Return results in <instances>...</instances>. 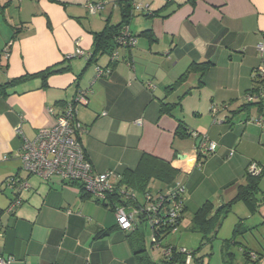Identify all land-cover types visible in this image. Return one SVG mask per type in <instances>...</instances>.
Masks as SVG:
<instances>
[{
    "label": "crops",
    "instance_id": "0c3cea01",
    "mask_svg": "<svg viewBox=\"0 0 264 264\" xmlns=\"http://www.w3.org/2000/svg\"><path fill=\"white\" fill-rule=\"evenodd\" d=\"M90 4H101L102 9L91 14ZM133 5H142L146 12ZM128 6L127 26L135 46L116 48L114 61L103 54L88 63L85 56L92 52L94 34L106 25H119ZM258 43L264 45V0H0V85L54 66L67 68L45 81L28 78L0 97L1 182L16 175L28 183L12 213L6 209L13 190L8 189L6 204L0 206V257L11 259V264H136L127 234L118 229L110 207L83 196L79 185L58 177L44 182L21 170L17 153L23 139L31 141L40 129L51 127L54 121L47 109L60 113L78 90L89 93L76 120L84 130L81 144L97 173L134 169L143 153L178 168L183 166L177 157L186 154L185 145L193 141L195 146L201 135L207 136L216 143L214 154L203 165L197 154L186 180L177 178L172 185L183 186L187 211L211 201H195L190 193L207 167H224L223 183L230 185L241 183L250 164L261 170L264 108L253 105L239 111L252 87V70L264 67ZM78 51L84 56L66 59ZM204 63L209 66L201 86L195 72L168 90L190 65ZM97 67L108 72L96 77ZM177 102L170 114H160L161 103ZM185 110L199 119L194 125L187 122ZM253 112L262 116V123L249 128L243 124ZM203 116L207 124L200 120ZM178 120L191 137L175 135ZM259 187V198L264 199V174ZM254 216H259L255 225L264 228V202Z\"/></svg>",
    "mask_w": 264,
    "mask_h": 264
},
{
    "label": "built area",
    "instance_id": "2783aa9c",
    "mask_svg": "<svg viewBox=\"0 0 264 264\" xmlns=\"http://www.w3.org/2000/svg\"><path fill=\"white\" fill-rule=\"evenodd\" d=\"M136 9L146 12L142 5L135 6ZM88 11L91 14L102 9L101 4L88 5ZM116 47L126 49L133 48L136 43V38L130 33L128 26L122 27L119 35L115 38ZM256 51L259 56L264 58V45L258 43ZM84 54L78 51L75 55L67 56L66 59L72 57H83ZM87 59L88 56H85ZM117 59L116 50L111 55V60ZM108 72V71H107ZM103 74L98 67L96 68V77ZM251 80L254 81L256 87L252 92L244 95L246 103H264V67L255 68L251 72ZM88 91L78 90L64 109L60 113H55L53 108L47 109V113L53 118V125L49 128L40 129L35 138L31 141L23 139V144L17 157L21 163V170L29 177H37L40 180L47 182L53 177H58L62 183L76 184L83 188L84 192L92 197L95 201L109 204V196L114 192H118L126 203H131L137 198L136 193L132 190H125L123 187H118L120 182V174L113 171L105 173H97L93 170L84 148L80 141V134L84 131L80 123L76 120L77 111L79 108L86 107L88 104ZM211 112L215 115L216 108H212ZM251 122L260 125L262 116L257 120L252 119ZM140 124V121H137ZM19 133V130L16 132ZM196 137L198 135H195ZM198 144L197 152L200 158H206L214 154L216 151V143L208 139L207 136L201 135ZM233 152L229 153V157ZM249 173L256 175L260 173L255 164H250ZM5 187L16 192L15 197L11 200L6 209V213H12L15 208L20 205L22 199L20 194L28 189V183L25 179L18 176H11L5 181ZM166 190V191H165ZM162 191V195H158L160 200L157 202L155 197H143L140 203L141 208L137 210L134 207L127 206L124 202L117 203L114 206L113 213L116 219V225L121 231H129L133 229L134 221L137 215H144L147 222L151 225L154 221L151 218L153 213L164 212L163 206H169L167 212L168 217L175 218L177 215V204L175 201L174 192L183 193V186L177 183L176 186H170ZM164 196V200L162 199ZM151 199V200H150ZM165 204V205H164ZM1 226V225H0ZM1 236V234H0ZM182 251H185L182 249ZM169 249H164L163 255H168ZM251 259H256L254 254H251ZM9 258L0 257V264H11ZM185 264H191V257L186 256Z\"/></svg>",
    "mask_w": 264,
    "mask_h": 264
},
{
    "label": "trees",
    "instance_id": "16d2710c",
    "mask_svg": "<svg viewBox=\"0 0 264 264\" xmlns=\"http://www.w3.org/2000/svg\"><path fill=\"white\" fill-rule=\"evenodd\" d=\"M53 1V0H52ZM156 14V13H155ZM152 15V14H151ZM131 18L130 7H124L122 10V22L119 25H106L105 28L99 32L94 34L93 36V46L92 52L89 57L86 59L88 63L94 62V60L103 54L112 55V53L116 50V42L115 38L119 35L120 30L122 27L128 25V21ZM147 33V32H146ZM209 64H195L190 65L184 75L175 83L174 86L178 85L180 82L184 81L187 76L192 72H198L200 74L198 87L201 86L202 81L201 78L204 72L207 70ZM103 73L108 70H103L98 67ZM67 68H57L51 67L48 68L40 73L24 76L16 79H12L4 84L0 85V97H6L8 95V90L17 86L19 83L27 80L28 78L33 77H40L43 81L52 74H57L66 71ZM174 86H170L168 90L170 91ZM256 87L254 86V81L252 80V87L246 93L252 92ZM88 90V89H87ZM75 95V94H74ZM72 99V98H71ZM244 100V97H243ZM68 103V102H67ZM66 105V104H65ZM180 105V102L175 104H167L161 103L160 105V114H170L177 106ZM253 105L258 107V110L264 108V103H246L243 101L242 106L239 108V111H243L245 109H249ZM212 109V108H211ZM175 135L179 138H186L191 137L192 134L188 131L186 125L181 121H177V128L175 131ZM85 152V151H84ZM87 157V156H86ZM204 159V158H202ZM198 154L199 163L202 160ZM264 174V167L261 168L260 173L258 175H252L247 170L243 176V183L237 186L236 192L234 196L223 206L214 213V206L211 201H205L202 203L194 212L191 219V224L189 230L192 232H198L201 234V237L204 240L211 241L213 240L218 230L225 219L227 213L229 212L231 206L234 203L241 202L244 204L246 209L248 210L249 214H254L257 212L261 203L264 202V199L259 198L260 195V182L262 176ZM16 176V175H14ZM179 176V169L175 167L171 162L164 161L160 158L154 157L152 155L143 153L140 156V159L137 163V166L134 169H127L122 174H120V182L118 183V187H123L125 190H132L134 193L140 194L142 197L134 199L131 203H126L123 198L119 195L118 192H114L112 195L109 196L110 202L109 204H105L99 201H96L99 204H102L105 207H110L111 210L114 209V206L117 203L124 202L125 205L131 206L139 210L141 208L140 203L143 200V197H149L157 199V202L160 200L158 195H162V191L160 190L155 194L152 195L150 190H148V185L150 181L156 180L163 184L165 189H168ZM5 184V182H4ZM81 193L83 196L90 197L86 194L81 186H79ZM16 195V192L13 191ZM175 201L177 204V215L175 218L168 217V210L169 206H163L164 212H157L151 215L152 220L154 221L151 225L145 219V216L140 214L137 215L134 221V226L132 230L123 231L127 234V241L135 258L136 264H153L150 260L147 251L143 245V234L140 231L143 225L149 226L151 237L153 242H158L162 240L167 234L171 231L175 230L180 226L181 220L183 218L184 213L186 212L185 204L182 200L181 194L177 193V190L174 192ZM15 197V196H14ZM13 197V198H14ZM164 200V196H162ZM151 200V199H150ZM165 205V204H164ZM214 213V214H213ZM1 214V213H0ZM246 229L243 226V219L239 218L238 222L235 224L232 236L230 239L224 240L221 246V258L223 264H231L234 258V254L230 252V247L237 245L236 237L242 235L246 232ZM239 245V244H238ZM169 249L168 255H163V258L160 260L158 264H185L186 256L189 254L191 257V264H201V258L197 255V250H185L177 249L175 247H165ZM242 254L244 256V260L246 262L252 261L254 264L259 260H262L264 256H260L257 253L250 252L248 249L241 247ZM251 254L256 256V259H251Z\"/></svg>",
    "mask_w": 264,
    "mask_h": 264
},
{
    "label": "rangeland",
    "instance_id": "374dc122",
    "mask_svg": "<svg viewBox=\"0 0 264 264\" xmlns=\"http://www.w3.org/2000/svg\"><path fill=\"white\" fill-rule=\"evenodd\" d=\"M191 74H194V72L190 73L189 75ZM182 82H180L176 86H174L175 85L174 83L172 85L174 86L172 90L176 88L177 86H179ZM183 114L185 115V118L190 125H194L197 122V120H199V119L195 120L191 118L190 110L183 111ZM252 116L253 117H249L248 120L243 125L247 124L249 128L257 125L255 124V122H251L252 119L257 120L258 118L255 112L252 113ZM206 119L207 117L203 116L201 117L200 120L204 124H207ZM247 143H245V145ZM250 144H251V147L254 148L253 143H250ZM185 148H187L186 154L185 155L179 154V156L177 157V158L181 157L180 160L178 159L177 160L179 162H182L183 164V166L178 167L179 168L178 178L182 179L183 181L186 180V178L190 174V170L193 169V164L191 162L197 158V154H198L197 149H195L194 147L193 141H189L185 145ZM209 156H207L206 158H208ZM191 157H193L194 159H189ZM204 159L201 160V165L204 164L203 163L205 162ZM212 169L213 170L207 167L206 172L204 173L202 178L196 182L195 189L191 190L190 193H192V197L195 199V201L201 200L203 202L204 198H209L214 206V213H215L217 209L222 207L223 204L228 202L234 196L237 186L243 183V179L241 181L239 180L241 182L240 184L238 183L239 181H237L235 183V184L238 183L237 185L226 184V183H223L224 177L221 175L224 172L225 168L222 166H219L218 164L217 165L213 164ZM249 169H250V165L247 166L248 172H249ZM2 178L3 176L0 178V206L1 207L6 204V197H8L10 193L8 188L5 187V184L1 182ZM148 190H150L152 195L155 196V194L159 192L160 190L164 191L165 187L159 181L152 180L150 181L148 185ZM184 193L185 195H188L186 194V190ZM187 193L189 192L187 191ZM136 196L140 198L141 200L142 197L140 196V194L136 193ZM195 210H196V207H188L187 211L183 215L180 226L176 228L175 230L171 231L162 240L158 242H153L149 226L143 225L141 227L140 231L143 234V245L145 247V250L147 251V254L152 260L153 264H158L160 262V260L163 258V251L165 247H168V246L175 247L177 249L188 250V251L197 250V255L198 257L201 258V261H202L201 264H223L222 258H221L222 242L224 240L231 238L233 228L235 224L238 222L239 217L243 218V226L248 230L244 232L242 235H239L236 237L235 241L237 245L230 247V252L234 254V258L231 264H254L252 261L246 262L244 260L241 247H244L248 250L260 252L261 255H264V252H263L264 250V228L263 226L261 227V226L255 225L256 220L259 218V216L257 217L254 216L255 218H252V215L248 213V210L246 209L244 204H242L241 202L234 203L231 206L229 212L227 213L225 219L223 220L218 230L216 237L211 241L204 240L201 237L200 233L192 232L189 230L193 212ZM256 264H264V261L259 260L258 262H256Z\"/></svg>",
    "mask_w": 264,
    "mask_h": 264
},
{
    "label": "water",
    "instance_id": "95a60500",
    "mask_svg": "<svg viewBox=\"0 0 264 264\" xmlns=\"http://www.w3.org/2000/svg\"><path fill=\"white\" fill-rule=\"evenodd\" d=\"M199 142H200V139H197V141H196V143H195V149H197L198 148V144H199ZM221 208V207H220ZM219 208V209H220ZM219 209H217L215 212H217ZM214 214V213H213Z\"/></svg>",
    "mask_w": 264,
    "mask_h": 264
}]
</instances>
